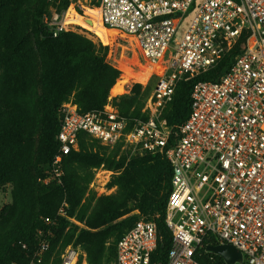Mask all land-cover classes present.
I'll use <instances>...</instances> for the list:
<instances>
[{"label": "built area", "instance_id": "1", "mask_svg": "<svg viewBox=\"0 0 264 264\" xmlns=\"http://www.w3.org/2000/svg\"><path fill=\"white\" fill-rule=\"evenodd\" d=\"M74 1L62 10L51 5L44 14L52 37L79 26L68 20L70 10L84 12ZM97 3L102 25L130 39L140 62L162 68L145 106L148 118L131 126L112 105V97L97 111L80 112L73 102L64 103L59 148L38 181L63 184L64 159L78 151L81 134L161 155L172 167L165 216L172 235L167 264H202L198 257L205 248L213 253L208 247L226 244L242 254V263L264 264V0ZM239 43L240 53L219 79L194 85L186 121L169 125L163 112L173 102L177 83L214 69ZM68 208L64 201L54 217L44 218L49 229L38 230L31 264H42L49 251L50 227L62 217L72 220ZM160 239L156 222L139 216L118 241L114 264H160L152 262ZM81 256L69 245L58 264H79Z\"/></svg>", "mask_w": 264, "mask_h": 264}, {"label": "rangeland", "instance_id": "2", "mask_svg": "<svg viewBox=\"0 0 264 264\" xmlns=\"http://www.w3.org/2000/svg\"><path fill=\"white\" fill-rule=\"evenodd\" d=\"M67 2L71 3V0H23L24 5L21 10L24 11L25 16H20L18 19L15 17V19L19 20L18 32L28 45L30 62H36L37 65L42 62L43 57L46 60L50 59L45 45L46 40L51 38L44 37L47 33L41 24V18L51 5L65 7ZM74 2L79 11L82 8L85 10L82 15L90 16L92 19L86 17L73 19L80 26L76 27L72 33L83 36L97 48L102 46L107 49L104 57L105 64L121 73L108 94V98L112 97V105L131 126L146 120L148 113L144 112L145 106L159 78V73H155L156 71L152 73L155 70V65L148 66V63L139 61V52L130 39L120 35L117 31L98 25L99 18L96 16L98 12L94 8L97 5V0H75ZM1 13L0 22H6L12 17V14ZM26 17H29V22L38 23L43 34L32 31L30 23L24 27L23 19ZM47 32L50 35L48 30ZM40 51H44V56ZM100 55L104 56L103 51H100ZM26 68L28 71L26 81L28 79L30 81L23 89L18 90V87L15 86L13 90L16 93L13 92L11 100L15 115L24 125V133L18 139L0 147V264H9L16 258L18 256L15 251L16 247H19L20 243L27 240L28 236L34 232V227L39 223L41 217L54 212L64 201L71 207L73 217H71L70 223L80 229L90 231L95 235L94 239L105 240L106 252L99 264H114V255H109L107 252L109 248L114 249L116 236L119 233L113 229V225L137 215L140 211L136 209L134 203H129L128 209H132V211L119 220L97 229L89 228V223L97 224L100 220L98 216L102 210L123 204L118 186L111 185L113 178L124 173L131 162H137L145 154L135 151L133 147L124 142L107 145L92 137H84L82 139L83 146L81 147L79 144L78 151H76V153L83 152L84 157L76 158L74 163H68L65 168L66 176L70 169L77 173L80 184L85 189L79 204L71 199L74 194L72 197L69 195L64 182L61 189H58L57 192L54 190L52 195L47 192L49 190L42 189L38 183L37 174L50 162L56 133H53L52 141L47 146L42 143L41 134L52 123L57 122L62 104L54 107L51 103H47L44 100L46 93L42 92L39 80L28 67ZM151 69L148 78L150 75L152 77L147 85V80L142 83L139 79H131L128 84H125V81L129 80L131 76H140ZM222 71H224L223 67L217 68L210 76L216 77ZM180 82L177 83L175 92ZM144 84L146 87L143 86ZM124 86L125 91L122 94H116L121 92ZM47 97L53 98V95L49 94ZM72 99L73 96L68 102H73ZM171 110L172 106H167L164 109L163 117L167 118ZM52 146L53 148H51ZM45 193H49L48 201L44 203L46 205L43 204ZM61 243L62 239L56 240L54 250L45 264H55L61 258ZM76 249L82 255L79 264H90L87 254L80 248Z\"/></svg>", "mask_w": 264, "mask_h": 264}, {"label": "trees", "instance_id": "3", "mask_svg": "<svg viewBox=\"0 0 264 264\" xmlns=\"http://www.w3.org/2000/svg\"><path fill=\"white\" fill-rule=\"evenodd\" d=\"M23 5V0H0V13L12 14L10 20L0 22V147L18 139L24 133V125L19 122V118L15 115L11 100L12 95L16 93L13 88L17 86L18 90L23 89L27 82L30 81L29 79L26 81V73H28L26 67L39 80L42 92L46 93L44 100L47 103H51L54 107H57L59 104L63 105L70 101V97L73 96L72 100L80 112L103 109L108 102L110 89L121 74L117 69L105 64L104 57L107 49L102 46L97 48L91 41L72 32H65L59 37L53 38L47 32V28L43 23V17L41 18V24L47 33L46 35L44 32V37L48 36L51 38L50 40H46L45 45L50 59L46 60L43 57L42 62L37 65L36 62H30L28 45L18 32L19 20L17 19L20 16H25L24 11L21 10ZM68 5L69 2L66 3L65 7L59 6V10L65 9ZM28 18L23 19L24 27L27 23H30L32 31L43 34L38 23H31L28 21ZM244 38L240 43L243 42ZM240 43L214 69L192 80L181 81L178 84L174 101L170 104L172 110L167 115V118L164 116L169 125L181 124L186 121L190 113V96L194 85L200 80L219 79L231 65L233 59L240 53ZM100 51H103L104 56L100 55ZM40 52L44 56V51ZM220 67L224 68L221 74L216 77L210 76L214 70ZM49 94H52L53 98H48L47 95ZM59 129L58 114L57 122L52 123L41 134L42 143L46 146L50 144L52 141L51 136L54 132L57 136ZM56 136L50 162L38 172L37 179L43 176L44 172L51 167L54 155L59 148ZM84 137L89 136L86 134L79 136L81 147L83 146L82 139ZM83 157V152H72L67 155L63 163L64 172L68 163H74L76 158ZM9 168L11 169L12 165ZM171 178L172 167L168 159L161 155L153 156L150 154H145L137 162H131L124 173L113 178L111 185L118 186L122 194L123 204L115 208L102 210L98 216L100 218L99 222L97 224L89 223V228L97 229L129 214L132 211V209H128L129 203H134L136 209L140 211V215L128 217V219L113 225V229L119 233L116 236L114 249L109 248L107 252L109 255L113 254L115 260L118 241L132 228L139 216H143L156 222L161 237L158 248L152 256V262H160V264L168 263L172 235L165 224V216L168 197L172 189ZM63 182L69 195L72 197V194H74L71 199L74 202L77 201L79 204V200L84 194L85 189L80 184L77 173L73 169H70L69 174L67 173V176L66 174L64 175ZM38 183L42 189L49 190L47 192L51 193V195L54 190L57 192L63 185L57 183L45 185L39 181ZM49 193H45L43 204L48 201ZM59 206L54 212L47 213L41 217L39 223L34 227V232L28 236L27 240H23L19 247H16L18 251H15L18 256L9 262V264H29L33 260L39 245L37 232L41 229L46 232L49 229L44 224V218L54 217L61 207ZM67 216L73 217L70 205L67 209ZM50 229L53 232L52 237H50V249L45 253L42 264H45L46 260H48L47 258L53 252L56 240L60 239H62V252L69 245H72L74 248H80L87 254L90 264H99L104 257L106 252L105 240L99 241L94 239L95 235L93 233L73 225L69 219L62 217L58 221V224L50 227ZM205 249L203 250V255L198 257V260L202 264H226L222 257L214 253H206ZM60 260L59 258L56 263H59Z\"/></svg>", "mask_w": 264, "mask_h": 264}, {"label": "water", "instance_id": "4", "mask_svg": "<svg viewBox=\"0 0 264 264\" xmlns=\"http://www.w3.org/2000/svg\"><path fill=\"white\" fill-rule=\"evenodd\" d=\"M208 250L222 257L227 264L242 263V254L232 245L210 246Z\"/></svg>", "mask_w": 264, "mask_h": 264}, {"label": "bare ground", "instance_id": "5", "mask_svg": "<svg viewBox=\"0 0 264 264\" xmlns=\"http://www.w3.org/2000/svg\"><path fill=\"white\" fill-rule=\"evenodd\" d=\"M85 9H86V8H85ZM97 12H98V13L96 14V16L99 18L98 25H100L101 27H104V26L102 25V23H101V20H100V14H99V11L97 10ZM84 13H85V10H84ZM76 17H86V18H88V19H92V17H90V16H87V15H85V14H84V15L77 14V12L70 10V12H69V14H68V20H69L71 23H74V24L77 25V22L73 20V19H75ZM79 26H80V25H79ZM104 28H106V27H104ZM106 29H109V28H106ZM109 30H113V29H109ZM113 31H116V30H113ZM117 32H118V31H117ZM151 71H152V69H151L150 71H147V73H143V74L140 75V76H139V75L131 76V78H130L129 80L125 81V84H128L129 81H130L131 79H139V81H141L142 83H144V82L148 79V75L151 73ZM154 71L160 73V72H162V68L156 64V65H155V70H153L152 73H153ZM124 88H125V86L123 87V89H122L121 92L116 93V94H122V92L125 91ZM116 94H115V95H116ZM115 95H113V96H115Z\"/></svg>", "mask_w": 264, "mask_h": 264}, {"label": "crops", "instance_id": "6", "mask_svg": "<svg viewBox=\"0 0 264 264\" xmlns=\"http://www.w3.org/2000/svg\"><path fill=\"white\" fill-rule=\"evenodd\" d=\"M155 73H158V72H155Z\"/></svg>", "mask_w": 264, "mask_h": 264}]
</instances>
